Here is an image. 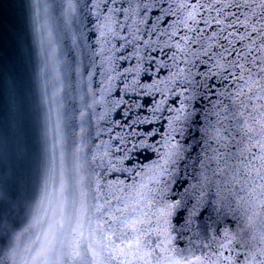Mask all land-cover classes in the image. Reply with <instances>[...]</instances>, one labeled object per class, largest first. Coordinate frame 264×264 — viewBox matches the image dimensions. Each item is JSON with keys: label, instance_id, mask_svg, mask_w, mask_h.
Here are the masks:
<instances>
[{"label": "snow or ice", "instance_id": "6c2138e0", "mask_svg": "<svg viewBox=\"0 0 264 264\" xmlns=\"http://www.w3.org/2000/svg\"><path fill=\"white\" fill-rule=\"evenodd\" d=\"M16 6L0 264H264V0Z\"/></svg>", "mask_w": 264, "mask_h": 264}, {"label": "water", "instance_id": "95a60500", "mask_svg": "<svg viewBox=\"0 0 264 264\" xmlns=\"http://www.w3.org/2000/svg\"><path fill=\"white\" fill-rule=\"evenodd\" d=\"M18 2L19 0H0V47L13 57H15L13 41L18 35L21 39L24 37L22 13L16 6Z\"/></svg>", "mask_w": 264, "mask_h": 264}]
</instances>
